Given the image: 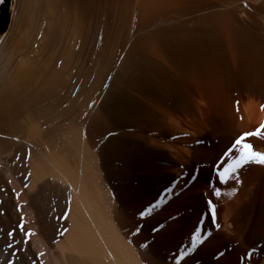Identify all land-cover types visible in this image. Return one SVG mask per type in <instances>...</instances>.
Returning a JSON list of instances; mask_svg holds the SVG:
<instances>
[{"label": "bare ground", "instance_id": "bare-ground-1", "mask_svg": "<svg viewBox=\"0 0 264 264\" xmlns=\"http://www.w3.org/2000/svg\"><path fill=\"white\" fill-rule=\"evenodd\" d=\"M50 2L84 16L108 12L121 55L94 114L74 128L20 96L40 75L47 39L32 30L30 5L26 23L22 11L13 16L0 41V71L15 62L0 78V154L20 140L27 150L21 180L0 157V191L24 264H176L197 228L202 243L180 264H264V165L243 166L239 183L216 172L238 136L264 123V0ZM245 142L264 152V136ZM48 188L65 200L61 227L26 235L25 212L35 211L25 202Z\"/></svg>", "mask_w": 264, "mask_h": 264}, {"label": "rangeland", "instance_id": "rangeland-1", "mask_svg": "<svg viewBox=\"0 0 264 264\" xmlns=\"http://www.w3.org/2000/svg\"><path fill=\"white\" fill-rule=\"evenodd\" d=\"M18 1L12 0L10 4V26L13 16L19 17L21 11L23 12L21 13L23 21L26 19V5L28 4V6L30 5L28 7L30 8L29 12L34 15L33 25H31L32 30L37 31L38 26H40L47 33L45 34L47 37L44 45L45 50L42 53V57H39V61L37 60L38 62L34 65V69L36 68L35 70L40 73L37 77L39 80H33L34 82L29 81V85L24 88L25 90L21 91L22 95L20 96L27 97L26 99L30 100L31 105L33 104V108L44 110L45 113L47 112L46 114H49L47 116L52 117L51 119H54L53 117L57 119L58 117L61 120L62 118V123H68L65 125L72 124L74 128H78L89 116L94 114L97 109L93 110L95 106L94 98L105 87L115 68V63L120 60V31L117 20L113 19L105 11L95 12L90 17L81 15L75 9L66 6L55 8L52 7L50 0ZM49 8L56 11L58 20L47 16V14L49 15L52 12L51 9L50 11L48 10ZM37 9L38 11L35 12ZM48 18H52L53 20H49ZM60 20H64L66 25L61 27ZM24 22L26 23V20ZM41 24L44 25L41 26ZM72 25L75 28H71L73 27ZM59 26L61 28L58 29ZM62 30L64 31L62 32ZM35 31L34 33H36ZM69 31H72V34ZM70 35H73L74 39ZM69 39H72L70 40L71 42L68 41ZM68 46H71L70 52H68ZM64 52L66 53L64 54ZM11 60L0 71V78L4 75V78L2 77L4 80L9 78L7 76L11 75L12 67L15 65L14 58ZM50 74H54L51 79H49ZM47 76L48 80L46 79ZM44 81H50V83H45ZM20 142L23 141H17L11 148L13 150L1 153L0 157L4 160L9 171L14 176H20L17 178L21 180L26 175L25 157L27 150L25 151L24 148H21L23 146ZM24 147L26 149V146ZM34 192L30 194V199L28 198L25 202L26 205L31 203L35 211V214L25 212V220L32 223V225L27 227L26 232L28 233L32 229H40L42 227H44L46 233L52 234L57 232L56 230H59L61 227L60 221L63 219L64 198L51 188L50 190L48 188L43 191L40 190L37 193ZM55 192L57 195L54 194ZM5 201L6 198L0 191V264H8L9 261L12 264H24L22 258L19 256L21 236L13 228L12 213L5 208ZM9 232H12L13 236H8ZM9 244L12 245L11 248L8 247Z\"/></svg>", "mask_w": 264, "mask_h": 264}, {"label": "snow or ice", "instance_id": "snow-or-ice-1", "mask_svg": "<svg viewBox=\"0 0 264 264\" xmlns=\"http://www.w3.org/2000/svg\"><path fill=\"white\" fill-rule=\"evenodd\" d=\"M4 0H0V3H3ZM249 136H264V123H262L255 131L253 132H245L238 136V138L235 140V142L232 144V147L228 149L224 153V157L228 158L227 162L223 163L222 165L218 166L216 169L217 175L219 177V180L224 183L227 182L228 179H231L233 177L236 178L237 183H239V176H238V170L241 169L246 164H259L264 165V152H258L255 151L253 146L250 143L245 142L246 137ZM234 150L238 152L237 155H234ZM193 180L196 179L195 176L192 177ZM170 192L171 189H168ZM235 191V189L233 190ZM215 194L217 196L220 195V190L215 189ZM209 208L212 210L213 213V221L215 220V209L212 205V202L209 201ZM159 207V202L157 204H153L150 208L146 209L144 212L140 213L141 217H144L145 215H148L151 213V211ZM21 230H23V224L20 225ZM139 232V228L136 229L137 234ZM31 232L26 233V235H31ZM8 236H13L12 232L8 233ZM191 242L192 247L188 249V252L181 251L178 256L175 257L176 264H180L181 260L186 256L188 253L193 251L198 243H202V238L200 236V229L197 228L196 231L191 236ZM144 245H142L143 247ZM9 248L12 247L11 244L8 245ZM8 264H12L11 261L8 262Z\"/></svg>", "mask_w": 264, "mask_h": 264}, {"label": "water", "instance_id": "water-1", "mask_svg": "<svg viewBox=\"0 0 264 264\" xmlns=\"http://www.w3.org/2000/svg\"><path fill=\"white\" fill-rule=\"evenodd\" d=\"M11 3H12V0H7L6 2V21L0 30V41L2 37L8 32V29L10 26V19H11L10 4ZM1 11H2V3H0V13Z\"/></svg>", "mask_w": 264, "mask_h": 264}, {"label": "trees", "instance_id": "trees-1", "mask_svg": "<svg viewBox=\"0 0 264 264\" xmlns=\"http://www.w3.org/2000/svg\"><path fill=\"white\" fill-rule=\"evenodd\" d=\"M6 2L7 0H4L2 3V11L0 13V30L6 21Z\"/></svg>", "mask_w": 264, "mask_h": 264}]
</instances>
